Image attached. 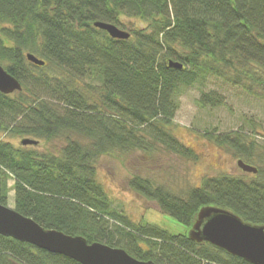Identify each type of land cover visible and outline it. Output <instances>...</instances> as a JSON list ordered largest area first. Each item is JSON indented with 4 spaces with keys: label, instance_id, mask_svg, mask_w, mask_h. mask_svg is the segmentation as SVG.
<instances>
[{
    "label": "trees",
    "instance_id": "16d2710c",
    "mask_svg": "<svg viewBox=\"0 0 264 264\" xmlns=\"http://www.w3.org/2000/svg\"><path fill=\"white\" fill-rule=\"evenodd\" d=\"M124 17L146 27L116 39L94 25L123 29ZM0 64L22 84L17 95L0 92V132L65 141L51 156L0 139V203L14 190L15 209L40 225L156 264H252L188 233L120 214L97 163L103 154L150 156L161 147L198 160L175 134L174 118L183 91L209 76L264 100V0H0ZM88 78L100 82L95 95L81 84ZM224 102L213 90L199 99L201 106ZM208 137L256 164L257 173L205 177L184 194L137 174L130 188L188 229L206 205L264 224V145L242 130ZM0 264L81 263L0 234Z\"/></svg>",
    "mask_w": 264,
    "mask_h": 264
},
{
    "label": "rangeland",
    "instance_id": "374dc122",
    "mask_svg": "<svg viewBox=\"0 0 264 264\" xmlns=\"http://www.w3.org/2000/svg\"><path fill=\"white\" fill-rule=\"evenodd\" d=\"M123 19L128 23L123 28L126 31L146 27L137 18ZM81 84L84 88H90L94 95L99 92L98 80L88 78ZM211 90L224 97V104L200 105L202 92ZM14 94H19V91ZM239 130L249 134L250 139L257 140L259 145H264V100L249 94L241 86L209 76L204 83L195 84L183 91L180 107L174 118L175 134L195 150L198 160L184 158L164 147L150 156H144L140 151L129 155L116 151L99 158L97 178L111 197L113 208L120 214L128 216L135 223L154 224L173 234L188 233V227L163 213L156 201L148 200L133 191L129 186V179L138 174L150 178L155 186L163 185L174 193L184 194L190 187L200 186L205 177L220 174L246 176L238 166V160L243 158L236 156L232 150L219 147L208 137V134ZM24 138L35 139L32 136H6L0 132V139L11 141L16 146H20ZM38 140L37 145L27 147L40 154L59 156L60 150L65 146L63 139ZM13 184L14 180H10L9 185ZM7 205L15 208L14 190L9 193Z\"/></svg>",
    "mask_w": 264,
    "mask_h": 264
},
{
    "label": "water",
    "instance_id": "95a60500",
    "mask_svg": "<svg viewBox=\"0 0 264 264\" xmlns=\"http://www.w3.org/2000/svg\"><path fill=\"white\" fill-rule=\"evenodd\" d=\"M116 39H128L130 32L115 24L97 21L94 23ZM28 59L37 65H45V60L34 53ZM170 66L183 68L180 62L170 61ZM22 84L0 64V92L11 94L21 91ZM23 145H37L33 138L22 139ZM238 166L249 173H257L258 168L238 160ZM0 234L22 242L30 243L52 253L62 254L81 264H156L153 260H141L125 249L99 241L88 242L81 235H71L57 229L46 228L32 217L25 216L8 205L0 203ZM188 237L196 242H209L231 255L241 257L252 264H264V224L245 221L232 210L216 205L202 207L188 231Z\"/></svg>",
    "mask_w": 264,
    "mask_h": 264
}]
</instances>
